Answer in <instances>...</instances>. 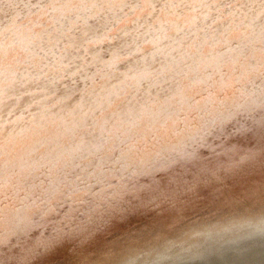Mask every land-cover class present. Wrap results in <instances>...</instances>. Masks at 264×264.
<instances>
[{
	"label": "snow or ice",
	"instance_id": "6c2138e0",
	"mask_svg": "<svg viewBox=\"0 0 264 264\" xmlns=\"http://www.w3.org/2000/svg\"><path fill=\"white\" fill-rule=\"evenodd\" d=\"M11 2L0 0V12ZM26 7L30 17L26 23L16 17L21 26L10 38L8 29H0V104L6 103L5 97L17 99L9 93L29 86L51 93L47 98L52 99L57 85L71 78L70 69L82 71L76 61H87L90 55L101 64L115 67L113 61H103L95 50L108 45L116 61L140 56L148 68H155L154 62H160L162 69H155L157 78L171 75L172 81L164 82L194 91V102L196 96L205 92L211 95L232 82L243 83L246 92L248 86H254L256 91L245 95L235 111L228 135L254 140L256 147L221 143L219 153L211 149L217 159H208L190 180L179 186L169 183L145 188L135 180L137 175L179 163L172 157L156 160L158 154L154 153L159 139L173 132L168 122L142 126L132 112H124L123 119H117L116 113L103 117L99 108L81 109V118L64 130L72 139L69 148L73 156L60 169L62 179L55 185H45L31 179L35 173L25 156L33 153L24 147V155H20L12 140L0 139V249L33 212H40V205L47 213L55 212L66 201L78 202L83 208L76 209V220L57 228L38 253H30L46 255L68 239L87 245L114 215L131 207L173 203L201 184L222 181L257 162L264 164V0H28ZM206 48L212 52L206 53ZM64 91L70 95L72 88L64 84ZM125 120V138L107 160L101 156L99 162H81V157L87 160L84 146L91 143L89 138H95L101 121L111 137L109 123L120 131ZM28 131L35 143H42V126L30 125ZM101 135H105L103 130ZM194 248L184 251L193 253ZM193 254L198 255L199 251ZM161 257L171 259L167 255ZM177 259L181 257L178 255ZM156 264H160V259Z\"/></svg>",
	"mask_w": 264,
	"mask_h": 264
},
{
	"label": "bare ground",
	"instance_id": "6f19581e",
	"mask_svg": "<svg viewBox=\"0 0 264 264\" xmlns=\"http://www.w3.org/2000/svg\"><path fill=\"white\" fill-rule=\"evenodd\" d=\"M27 4L28 0H12L11 6L5 4L0 12V29H8L9 38L21 26V20L16 17L25 23L30 17ZM95 50L103 61H113L115 67L101 64L90 55L87 61H76L82 71L77 73L75 68L70 69L71 78L57 85L56 96L52 99L47 98L51 93H41L29 86L9 93L17 99L5 97L6 103L0 104V125H4L0 127V139L12 140L20 155H24L21 150L24 147L33 153L25 159L35 173L31 177L34 183L43 181L45 185H55L62 179L60 169L73 156L69 148L72 139L64 130L81 118V109L99 108L103 117L116 113L117 119H123L124 112H132L142 126L168 122L173 132L159 139L154 153L158 154L156 160L172 157L179 163L137 175L135 180L145 188L169 183L179 186L182 181L190 180L208 159H217L211 149L219 153L221 143L256 147L254 140L250 142L247 138L228 135L235 111L245 95L256 91L254 86H248L246 92L243 83L232 82L211 95L205 92L196 96L194 102L191 99L194 91L181 89L174 82H164H171V75L157 78L155 69H162L160 62H154L155 68H148L140 56L130 61H116L108 45ZM205 52H212V49L206 48ZM200 71L203 72V68ZM64 84L72 88L70 95L65 94ZM26 92L33 95H25ZM9 112L14 115L9 116ZM30 125L43 127L45 135L41 144L32 138L28 131ZM127 125L125 120L124 126L117 131L109 123L113 135L108 137L101 121L95 138H89L91 143L84 146L87 160L81 157V162L86 164L94 159L99 162L101 156L107 160L119 141L125 138L123 133ZM75 155L80 156L79 153ZM78 208L83 211L78 202L66 201L55 212L47 213L44 205H40V212H33L21 230L0 249L3 264H129L133 260L135 264H156L158 259L160 264H264V244L248 245L221 256L219 252L205 251L208 245L204 238L195 235L233 221L264 217V164L260 162L227 175L222 181L201 184L173 203L145 204L117 213L87 245L68 239L52 253L30 254L38 253L64 222L75 221ZM194 245H203L198 255L193 254L196 248L193 253L183 251ZM162 255L171 259H163Z\"/></svg>",
	"mask_w": 264,
	"mask_h": 264
},
{
	"label": "clouds",
	"instance_id": "9594fccd",
	"mask_svg": "<svg viewBox=\"0 0 264 264\" xmlns=\"http://www.w3.org/2000/svg\"><path fill=\"white\" fill-rule=\"evenodd\" d=\"M197 236L204 238V243L208 245L205 251L209 253L219 252L221 256L235 253L248 245L264 244V217L233 221L227 225L206 229ZM194 246L198 251L203 248V245Z\"/></svg>",
	"mask_w": 264,
	"mask_h": 264
}]
</instances>
